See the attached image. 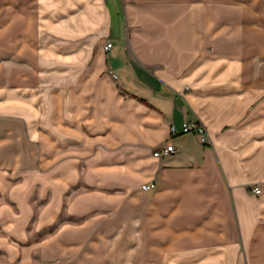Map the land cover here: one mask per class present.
Masks as SVG:
<instances>
[{
	"label": "crops",
	"instance_id": "crops-1",
	"mask_svg": "<svg viewBox=\"0 0 264 264\" xmlns=\"http://www.w3.org/2000/svg\"><path fill=\"white\" fill-rule=\"evenodd\" d=\"M9 170L68 192L15 198L36 223L0 264H264V0H4Z\"/></svg>",
	"mask_w": 264,
	"mask_h": 264
},
{
	"label": "rangeland",
	"instance_id": "rangeland-1",
	"mask_svg": "<svg viewBox=\"0 0 264 264\" xmlns=\"http://www.w3.org/2000/svg\"><path fill=\"white\" fill-rule=\"evenodd\" d=\"M3 7H4V0H0V13H3ZM3 18V15L1 16ZM109 41L107 39H105L104 41H102L101 44V48L103 49V44ZM106 50V49H103ZM48 154H45L44 156H46ZM36 156V154H35ZM69 170L67 169L66 172H68ZM70 172V171H69ZM21 173L22 171H20L18 173V171L16 170H9L8 171V176H7V180L5 179H1V181H3L4 183L0 185V238L3 240L4 237L7 240L10 239H18L17 236H19L18 234H20V231L22 229L25 230V228L28 229H32V226L36 223V207L35 206H39L40 204H42L44 201H46L47 198V194L49 190H52V193L54 194V202L52 203L53 205L51 206L52 209L55 208V206L57 204H64L63 202V198L65 199L66 197L63 196L64 194H66L68 192V187L64 184V183H60L58 184H51V182H53L52 180V175L49 176H45V186H44V193L46 195L43 196V198H39L38 201H36L37 199V195H36V188L35 186L30 187L31 185H28L27 187H29V193L32 194V198L30 196V194L27 195V190L26 188L22 189L21 187H26V185H23L24 180L21 179ZM35 176H37L35 174ZM75 178V175H74ZM51 180V182H50ZM31 179L29 180V183H31ZM50 182V183H49ZM66 187V188H65ZM65 188L66 190H64L63 192H61V190ZM5 190H7V192H4ZM12 192V193H11ZM15 195V197H14ZM24 196L29 197L30 204H34L33 208V212L32 210H27L25 207H20L21 205H19L18 200H16L15 198H22ZM8 197V199L10 198L11 201H6L5 202V198ZM14 197V198H13ZM9 199V200H10ZM56 200V201H55ZM23 202V201H22ZM11 207V208H10ZM54 207V208H53ZM50 208V210H51ZM47 214V211H46ZM63 212H60L58 215V219L57 222H62L64 220H76L78 219L76 216H69L65 213V217L63 215ZM45 221H49V219H45ZM56 222V221H55ZM34 227V226H33ZM52 231V225H48L46 227H43V229L41 228V231L39 230V233L36 235H34L32 238L34 240L42 237V236H47L50 234V232ZM7 232H10L12 234H7ZM1 241V240H0ZM26 250L21 251V254H26ZM19 257V255H18Z\"/></svg>",
	"mask_w": 264,
	"mask_h": 264
},
{
	"label": "built area",
	"instance_id": "built-area-1",
	"mask_svg": "<svg viewBox=\"0 0 264 264\" xmlns=\"http://www.w3.org/2000/svg\"><path fill=\"white\" fill-rule=\"evenodd\" d=\"M111 46V42L110 41H106L103 44V49H108ZM182 131H190L192 133H194L195 137L197 138V140L200 143H205L206 141H208V135H207V131L204 127V125L199 122V121H184L182 123ZM174 132V127L170 126V133ZM173 151V146L170 143H165L163 146L156 148L152 151V155L153 156H159L161 154H166L169 152ZM153 186V182L152 181H147L144 182L140 185V187L142 189H147L149 187ZM252 190L254 192H258L259 189L256 186L252 187Z\"/></svg>",
	"mask_w": 264,
	"mask_h": 264
}]
</instances>
